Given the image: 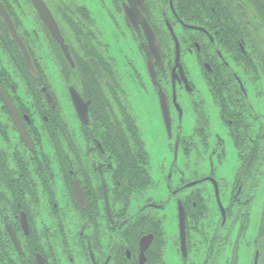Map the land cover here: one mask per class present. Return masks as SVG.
I'll return each instance as SVG.
<instances>
[{"label": "flooded vegetation", "instance_id": "obj_1", "mask_svg": "<svg viewBox=\"0 0 264 264\" xmlns=\"http://www.w3.org/2000/svg\"><path fill=\"white\" fill-rule=\"evenodd\" d=\"M20 1L34 33L46 39L66 93L58 90L64 99L57 98L58 87L51 88L40 68L18 11L0 0V264H234L235 256V264H264L262 39L255 52L242 36L232 39L217 20L214 0H99L113 29L124 24L122 36L141 56L139 69L132 61V72L121 75L122 58L110 53L114 44L109 36L104 41L87 5L44 0L56 35L32 0ZM234 2L246 17L242 3ZM7 14L37 73L11 34ZM247 61L254 69L245 68ZM73 89L88 103V123L79 116ZM141 94L156 103L152 114L138 103ZM111 101L135 120L148 165L135 163L129 132L131 164L121 165L117 149L104 145L101 123ZM149 119L161 131L164 122L170 138L178 120L173 161L160 178L164 199L154 196L150 153L158 150L153 135L146 137ZM203 147L212 152L208 167L200 163ZM144 170L152 186L145 185ZM168 224L174 232L169 237Z\"/></svg>", "mask_w": 264, "mask_h": 264}, {"label": "rangeland", "instance_id": "obj_2", "mask_svg": "<svg viewBox=\"0 0 264 264\" xmlns=\"http://www.w3.org/2000/svg\"><path fill=\"white\" fill-rule=\"evenodd\" d=\"M11 1L12 5L14 6V8L18 11L21 20L23 22L24 26V34H30L29 35V40L30 44H31V48L33 49L35 56L38 58V63L40 68L44 71V74L47 75V79L50 80V85L51 88H53L55 85L58 87V89L56 88V96L57 98L60 100L61 98L64 99V97H62L60 95V93L58 92V90H63L66 93V89H65V83L64 80L62 78V75L59 71L58 65L55 61V58L48 46V43L46 42V39L44 38L42 33L36 34L34 33L33 29L35 28V24L33 23V21L30 19V17L24 12V10L26 9L24 6H21L20 4H23V2H21L20 0H9ZM106 2L107 5H109L108 0H103V2ZM79 3H81L82 5H87L88 8L94 13L97 21L99 22V28H100V32L103 36L104 41L106 40V36H109V40L113 42V49L114 51L112 52L110 50V53H112V55L115 58H122V62L119 64L118 62V66L117 69L119 71V74L124 75L125 73L128 72V69L132 72V68H131V64L132 61L135 62V65L137 67V69H139L138 63L141 60V56L139 54V52L136 50L135 46L133 45V43L130 40H125V38L122 36V33H126L127 34V29L125 27L124 24L120 23L121 25H117L116 29H113L112 24L110 23V20L107 16V14L102 11V9H100V1L99 0H79ZM104 6V4H103ZM108 7V6H107ZM107 10V8H106ZM110 10V8H109ZM116 19H118L116 17ZM262 30V29H261ZM28 31V32H27ZM116 31L118 32L116 34ZM263 31V30H262ZM118 35L120 36L119 39L115 40L114 36ZM111 45V44H110ZM125 62V65H124ZM12 60L10 58H5V64L8 68V70H11V72H13L14 66L12 65ZM126 66V67H124ZM133 74V73H132ZM48 75H50V78L48 77ZM134 76V74H133ZM136 78V77H135ZM132 80V79H131ZM141 86V85H140ZM135 85H132V90L135 89ZM264 91V87L262 88ZM260 99V98H258ZM256 97H252L251 100L254 102L255 100H258ZM262 100L264 102V95L262 96ZM112 102V101H111ZM63 103V102H62ZM136 103V102H135ZM138 103L140 104L142 109H145L146 112L152 114L153 112H151L150 110L153 109V107L156 108V103H153L151 101H149L147 99V95L145 94H141V98L138 100ZM112 108H109V115L110 119H115V118H119L118 121H122V116L120 113V109L118 108L117 104L115 102L111 103ZM63 110L64 106H63ZM115 112V113H114ZM115 114V116H114ZM70 116L74 117V113L71 111ZM64 119L68 120L65 113L63 114ZM74 121V120H73ZM117 122V120L115 121ZM149 122L151 124V127H149V130H147L146 132V137H148L149 133H151V135H153V138H151L149 136V138L154 139V142L156 143V150H158L157 152L150 153V158H151V171H152V175L154 178V184L156 186L155 191L157 190V192H155V197L156 199H160L161 197L164 199L166 197H168L167 194H165V190L163 187L162 182L160 181V178H162L161 174H162V167L165 168L166 172L168 173V168L171 164V162L173 161V152L171 151V148L175 146V142H176V132H177V127H178V120H175L174 123V136L173 138H170V136L168 135V133L166 132L165 129V125L163 122V130L161 131L158 124L155 123L153 120L149 119ZM143 123V122H142ZM73 126H75L77 128V125L72 123ZM145 123L141 124V128L144 127ZM149 131V132H148ZM76 141L80 146V142H81V136L78 133V128L76 130ZM151 149V146H150ZM183 148L179 149V157H178V163L181 162L182 159V154H183ZM200 153L201 156L199 157L200 159V163L203 165V167H208V165L211 163V149L207 148V147H203L200 149ZM198 158V156H196L194 159H192L190 162L191 164H193L196 159ZM208 164V165H207ZM163 180H165L164 176L162 178ZM166 189V188H165ZM167 193V191H166ZM136 206V203L133 202L132 206H131V211H133V213L136 211L134 210ZM171 210V209H169ZM173 210V209H172ZM168 220L170 221V213H168ZM167 233H168V237L171 235H174L173 229L171 227L170 224H168L167 226Z\"/></svg>", "mask_w": 264, "mask_h": 264}, {"label": "trees", "instance_id": "obj_3", "mask_svg": "<svg viewBox=\"0 0 264 264\" xmlns=\"http://www.w3.org/2000/svg\"><path fill=\"white\" fill-rule=\"evenodd\" d=\"M234 1L229 0L227 3L224 0H214L213 6L215 7L217 20L223 22V29L229 32L232 39L242 36V38L248 42L249 48L253 49L254 52L257 43H259L258 38H261L264 50V0H237L242 3L246 11V17L238 12V7ZM22 67L27 69L25 61H22ZM245 68L251 70L254 69V66L247 61L245 62ZM98 107L100 109V104L94 106L95 111ZM103 108H105V105ZM119 109L123 120L121 122H116V124L108 121V119L110 120V115L106 111L103 114L104 120L101 125L104 127L103 133H105L103 139L104 145L109 143L117 149L121 165L131 164L132 159L126 154L129 144L126 134L129 132L132 135L131 139L135 148V163L139 162L140 164L148 165L149 157L143 148L139 129L137 128L135 120L128 109L121 103H119ZM102 111L104 110L102 109ZM141 171L142 170H136V174L141 175L143 173H141ZM144 171L147 176L145 185L147 187L152 186L153 183L147 172L148 170Z\"/></svg>", "mask_w": 264, "mask_h": 264}, {"label": "water", "instance_id": "obj_4", "mask_svg": "<svg viewBox=\"0 0 264 264\" xmlns=\"http://www.w3.org/2000/svg\"><path fill=\"white\" fill-rule=\"evenodd\" d=\"M32 2H33V5L35 6L36 10L38 11L39 18L42 19L47 25H49L51 27L52 31H54L55 27L58 28L57 22L53 18V15L51 14V11L49 10V8H48L47 4L45 3V1L44 0H32ZM6 20H7L8 24H9V27H10L9 29L11 31V34L15 37L16 41L18 42V44L20 45V47L23 49V51L25 53V60H26V63L28 65V67L32 71L37 73L35 64H34L32 58H31L29 50H28L27 46L25 45V42L23 41V39L17 33L16 28L14 26V23H13V21L11 20V18H10V16L8 14H7ZM55 34H56V32H55ZM61 42H62V40H61ZM63 46H65V45L63 44ZM153 46H154V44L152 43L150 48L153 47ZM63 48H64L66 54L68 55L69 60L71 61V63L74 64L72 59H71V57H70L68 49H66V47H63ZM93 63H94V67H95L96 71L104 77L103 72H102L101 68L98 66V64L96 62H93ZM73 90H74V91H72L73 101H74L76 109H77V111L79 113V116L83 119V121L88 123L89 122L88 103L83 100L81 95L75 89H73ZM49 100H51L50 96H49ZM163 102L165 103L164 99H163ZM9 107H10V110L13 112L14 116L16 117V113H15L13 107H11L10 104H9ZM164 111H165L164 113H165V117H166V125H167V128H168V131L170 132L171 131L170 114H169L168 109H166V107H164ZM21 132H23V131L21 130ZM22 135H24V133H22ZM77 190H78V186H77ZM77 193H78V191H77ZM236 253L237 252L235 251V255H236ZM235 262H236V256H235L234 264H235ZM255 264H257V261L255 262Z\"/></svg>", "mask_w": 264, "mask_h": 264}]
</instances>
